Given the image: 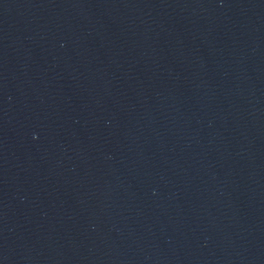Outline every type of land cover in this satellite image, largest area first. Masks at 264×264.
<instances>
[{
    "label": "water",
    "instance_id": "water-1",
    "mask_svg": "<svg viewBox=\"0 0 264 264\" xmlns=\"http://www.w3.org/2000/svg\"><path fill=\"white\" fill-rule=\"evenodd\" d=\"M0 264H264V152L188 0H0Z\"/></svg>",
    "mask_w": 264,
    "mask_h": 264
}]
</instances>
